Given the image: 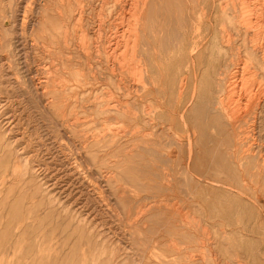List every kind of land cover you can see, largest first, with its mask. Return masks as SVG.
Instances as JSON below:
<instances>
[{
    "label": "rangeland",
    "instance_id": "374dc122",
    "mask_svg": "<svg viewBox=\"0 0 264 264\" xmlns=\"http://www.w3.org/2000/svg\"><path fill=\"white\" fill-rule=\"evenodd\" d=\"M178 1L154 2V39L144 25L132 56L115 3L96 1L83 28L73 0H0V264H264V169L215 128L220 74L238 61L219 5L244 0Z\"/></svg>",
    "mask_w": 264,
    "mask_h": 264
},
{
    "label": "bare ground",
    "instance_id": "6f19581e",
    "mask_svg": "<svg viewBox=\"0 0 264 264\" xmlns=\"http://www.w3.org/2000/svg\"><path fill=\"white\" fill-rule=\"evenodd\" d=\"M75 6L71 5V15L68 17V19L73 24H81L84 28L83 22H84V15L87 12V10H91L93 12L94 6L96 5V1L101 3V5L104 7L108 3H115L119 5V7L122 10H127V29L123 31V37L128 35V44L127 48H129V52L131 55L135 56V53L137 51L138 42L141 39V34H143V31H146L143 29V26L145 25L146 29L149 27L150 31L153 33L156 31V24L153 21L152 17V7L155 1L160 0H73ZM163 1V0H162ZM178 1V0H177ZM188 0H186L187 2ZM191 1V0H190ZM195 4V7H197V4H199V1L205 2L206 0H192ZM212 1V0H211ZM216 0H213L215 2ZM219 1V0H218ZM174 2V1H173ZM173 2H169L170 5L173 4ZM179 2V1H178ZM175 2V3H178ZM202 3V2H201ZM200 3V4H201ZM217 3V2H216ZM215 3V4H216ZM242 4L239 6H236L234 2L232 3V6H229L228 4H221L219 5L220 13L223 14V16L228 20H232L233 26H229V28L224 27V38L226 45L228 44L229 47L236 49V57L238 58V61L235 60V58H232L229 60V62L226 64L225 69L220 74V81H219V99L216 102V110L221 112V114L225 115V117L228 119L227 124L223 125L225 126L224 129L218 128V124L216 130L219 132H224L226 135H228L230 138L234 139L232 146L235 148V151L232 155H234V158L236 156L237 162L241 164L243 168H246L247 171H250V169H257L262 170L264 169V157L260 154L261 152L256 151L255 148V134L257 130L260 132L263 130L261 129L262 124L264 123V38H262L263 30L262 26L264 23V12L262 5H264V0H244L241 2ZM167 4V5H168ZM181 4H183L181 2ZM199 4V5H200ZM214 4V3H213ZM165 5V4H164ZM174 7L175 5H171ZM184 6V5H183ZM191 6V5H190ZM213 6V5H212ZM89 7V8H88ZM171 7V9H172ZM192 7V6H191ZM190 7V8H191ZM194 7V6H193ZM169 8V7H168ZM184 8V7H182ZM215 8V7H214ZM169 10V12L171 11ZM175 9V8H174ZM200 9V8H199ZM166 10V9H165ZM179 10V9H178ZM204 10V9H203ZM182 11V9H181ZM180 11V12H181ZM184 11V10H183ZM172 12V11H171ZM179 12V11H178ZM200 12V11H199ZM202 12V11H201ZM169 14V13H168ZM178 14V13H177ZM210 14V13H208ZM219 14V13H218ZM175 15V11H174ZM196 16V12L194 13ZM200 15V14H199ZM198 15V17H199ZM178 16V15H177ZM176 16V17H177ZM192 16V15H191ZM209 16V15H208ZM220 15V19L222 20L223 17ZM173 17V16H169ZM168 17V18H169ZM175 17V18H176ZM149 18L148 24H146L147 19ZM174 19V17H173ZM203 19V16L199 17V21ZM86 20V19H85ZM177 20V19H175ZM224 20V19H223ZM169 25L172 20L169 18L167 20L164 19ZM179 22V21H177ZM176 22V24H177ZM71 23V25H72ZM221 23V22H220ZM229 23V22H228ZM175 24V23H174ZM202 25V24H201ZM165 26V22H164ZM175 28V25H172ZM171 26V27H172ZM199 26V25H198ZM219 26V25H218ZM221 26V25H220ZM197 27V26H196ZM200 27V26H199ZM69 24L65 25V43L69 44L68 41V31H69ZM162 28V27H161ZM159 28L162 32V29ZM164 28V27H163ZM170 28V27H169ZM166 29V28H165ZM176 29V28H175ZM201 29V28H200ZM168 30V29H167ZM177 30V29H176ZM175 30V31H176ZM149 31V30H148ZM159 31V30H158ZM164 31V30H163ZM169 31V30H168ZM171 31V30H170ZM173 31V30H172ZM171 31V32H172ZM222 31V30H221ZM82 34L80 35V41L81 44H83V41L85 39V31H81ZM160 32V31H159ZM158 32V34H159ZM220 32V30H219ZM146 33V32H144ZM163 33V32H162ZM177 33V31H176ZM223 33V31H222ZM127 34V35H126ZM150 34V33H149ZM157 34V35H158ZM174 34V33H173ZM254 35L257 39L247 41V37L249 35ZM144 35V34H143ZM151 35V34H150ZM156 35V36H157ZM161 35V34H159ZM165 34H163L164 36ZM171 35V33H170ZM146 36V35H144ZM169 36V35H168ZM147 37V36H146ZM174 37V36H173ZM223 37V35H222ZM150 38V39H151ZM163 38V37H160ZM159 38V39H160ZM165 38V36H164ZM168 38V37H167ZM170 38V37H169ZM19 39V38H18ZM78 39V38H77ZM154 39V38H152ZM156 39V37H155ZM172 39V38H171ZM171 39H169L171 41ZM163 40V39H162ZM166 40V39H164ZM168 40V41H169ZM159 42V40L157 39ZM220 41V40H219ZM240 41V43H239ZM189 42V41H188ZM224 41L221 42V44ZM148 43V42H147ZM163 43V41L161 42ZM168 43V42H167ZM237 43V46L233 47V44ZM189 52H190V58L195 57L196 50L200 51V47H198L197 42L195 40H190L189 42ZM225 45V46H226ZM227 45V46H228ZM150 45L148 44V47ZM18 47V46H17ZM224 47V43H223ZM152 48V47H150ZM227 48V47H224ZM220 49V48H219ZM22 50V49H21ZM151 50V49H150ZM155 51V50H154ZM198 51V52H199ZM234 51V49H233ZM208 52V51H207ZM225 53V52H224ZM233 53V52H232ZM137 54V53H136ZM226 54V53H225ZM225 56V55H224ZM141 59V58H140ZM142 61V60H140ZM133 62V61H132ZM135 62V60H134ZM42 64V63H41ZM136 64V63H135ZM224 67V66H223ZM38 68V67H37ZM242 68L246 71L245 77L240 78V71ZM144 71V70H143ZM13 73V72H12ZM14 74V73H13ZM51 74V73H50ZM241 79V80H240ZM186 79H182V85H184V81ZM155 82V81H154ZM181 82V81H180ZM179 82V83H180ZM152 88V95L155 92V89L157 90V85L153 84ZM186 91V90H185ZM180 92V90H179ZM186 95V94H185ZM184 95V96H185ZM157 96V95H156ZM187 96V95H186ZM184 97V99L186 98ZM213 100V99H212ZM153 102V101H152ZM154 103V102H153ZM155 104V103H154ZM153 104V105H154ZM215 103H213L214 105ZM152 105V104H151ZM192 105H194L192 103ZM208 105V104H207ZM208 107V106H206ZM153 108V106H152ZM151 108V109H152ZM193 108V107H190ZM150 109V110H151ZM159 109V108H157ZM205 109V108H203ZM208 109V108H207ZM210 109V108H209ZM155 110V109H154ZM154 110L150 111L148 122L150 124L151 128V134H155L157 132L156 128V117L154 115ZM203 111V110H202ZM207 111V110H206ZM213 112V111H212ZM209 111V113H212ZM214 112H216L214 110ZM213 112V113H214ZM192 113V112H191ZM194 113V112H193ZM207 114V113H206ZM203 115V114H202ZM201 115V116H202ZM205 115V112H204ZM216 115V114H215ZM210 116V115H208ZM147 117V116H146ZM220 117V116H219ZM224 117V118H225ZM196 118V117H195ZM200 118V117H199ZM209 118V117H208ZM221 118V117H220ZM223 118V116H222ZM223 118V119H224ZM198 119V118H197ZM199 120V119H198ZM204 120H207V117ZM209 120V119H208ZM219 120V119H218ZM197 121V120H196ZM200 121V120H199ZM215 122V121H214ZM226 122V121H225ZM210 123V122H209ZM212 123V122H211ZM210 123V125H211ZM216 123V122H215ZM221 123V122H220ZM159 124V123H157ZM203 124V123H202ZM205 124H203L204 126ZM214 125V124H213ZM164 126V125H163ZM202 126V125H201ZM208 126V125H207ZM220 126V125H219ZM264 126V125H263ZM185 127V126H184ZM194 127V126H193ZM206 127V126H204ZM211 127V126H210ZM213 127V126H212ZM211 127V129H212ZM171 128V127H170ZM200 128V127H199ZM218 128V129H217ZM149 129V127H148ZM163 129V128H162ZM161 129V130H162ZM209 129V128H208ZM210 129V130H211ZM214 129V128H213ZM200 130V129H199ZM163 131V130H162ZM202 131V130H201ZM194 132V131H193ZM191 132V133H193ZM209 132V130H208ZM162 133V132H161ZM160 133V134H161ZM189 133V132H188ZM201 133V132H200ZM211 133V132H210ZM164 134V133H163ZM205 134V133H203ZM203 134H201L198 139L190 141L189 145L191 147L192 154L194 153V149L198 147L199 145H203L205 143V139ZM215 134V133H214ZM263 134V133H262ZM193 136V135H192ZM220 136V135H219ZM223 136V135H222ZM224 137V136H223ZM193 138V137H191ZM196 138V137H195ZM206 138V137H205ZM214 138V137H213ZM257 138V137H256ZM261 138V137H260ZM139 139V138H138ZM221 139V138H220ZM231 139V140H232ZM227 140V139H226ZM225 140V141H226ZM230 140V141H231ZM161 143L163 142L160 140ZM212 141V140H211ZM222 141V140H221ZM220 141V142H221ZM229 141V140H228ZM159 142V141H158ZM157 142V144H158ZM218 142V143H220ZM227 142V141H226ZM147 143V142H146ZM216 143V142H215ZM231 143V142H230ZM263 143V142H262ZM221 144V143H220ZM225 144V143H224ZM223 144V146H224ZM148 145V144H147ZM150 145V144H149ZM206 145V144H205ZM215 145V144H214ZM229 145V144H228ZM226 145V146H228ZM159 146V145H158ZM162 146V144H160ZM209 146V145H207ZM211 146V145H210ZM151 147V145H150ZM149 147V148H150ZM201 147V146H200ZM229 147V146H228ZM147 148V147H146ZM152 148V147H151ZM156 148V146H155ZM162 148V147H160ZM202 148V147H201ZM206 148V147H205ZM213 148V147H212ZM153 149V148H152ZM209 149V148H208ZM133 150V149H132ZM148 150V149H146ZM151 150V149H150ZM160 150V149H159ZM175 151V149H173ZM172 150V151H173ZM205 150V149H204ZM218 150V148H217ZM215 149V151H217ZM230 150V149H229ZM263 150V149H262ZM156 150H154L155 152ZM206 151V150H205ZM231 151V150H230ZM264 151V150H263ZM160 153V151H158ZM162 152V151H161ZM202 152V151H200ZM208 152V151H206ZM214 152V151H212ZM221 152V151H220ZM225 152V151H224ZM169 153V152H168ZM168 153L167 156H168ZM211 153V152H210ZM209 153V154H210ZM229 153V152H228ZM232 153V152H230ZM229 153V154H230ZM164 153V155L166 156ZM175 154V153H173ZM178 154V152H177ZM214 154V153H213ZM227 154V153H226ZM158 156V153L156 154ZM215 155V154H214ZM218 155V154H217ZM170 156V155H169ZM172 156V155H171ZM228 156V155H227ZM153 157V156H151ZM194 157V156H193ZM202 157V156H201ZM210 157V156H209ZM219 159L220 153H219ZM217 157V158H218ZM162 158L159 156V159ZM211 158V157H210ZM216 158V157H215ZM175 159V157H174ZM214 159V158H213ZM226 159V158H225ZM230 159V158H229ZM157 160V158H156ZM161 160V159H160ZM166 158L164 159V161ZM231 160V159H230ZM234 160V159H232ZM231 160V161H232ZM148 161V160H147ZM158 161V160H157ZM156 161V162H157ZM201 161V160H200ZM224 159L222 160V162ZM235 161V160H234ZM155 162V163H156ZM214 162V160H213ZM219 162V160L217 161ZM226 162V161H225ZM229 162V161H228ZM152 163V162H150ZM164 163V162H163ZM231 163V162H230ZM223 164V163H222ZM235 164V163H234ZM251 164H253L251 166ZM221 165V164H219ZM226 165V164H225ZM229 165V164H228ZM233 165V164H231ZM150 166V165H149ZM224 166V165H223ZM240 166V165H239ZM236 167V166H235ZM172 168V167H171ZM233 168V167H232ZM225 171L227 170L224 166ZM167 171V170H166ZM252 171V170H251ZM245 172V171H244ZM235 174V173H234ZM246 174V173H245ZM240 175V174H239ZM232 176V175H231ZM243 176V174L241 175ZM204 177V176H203ZM231 178V177H230ZM247 178V177H246ZM234 179V177H233ZM238 179V178H237ZM235 182V181H234ZM241 183V182H240ZM238 184V183H237ZM236 186V185H235ZM244 187V186H243ZM190 193V192H189ZM154 206V205H153ZM160 206V205H159ZM158 207V206H157ZM165 207V206H164ZM173 208V207H172ZM159 209V208H158ZM170 209V207H169ZM154 210V209H151ZM173 210V209H172ZM149 211V210H148Z\"/></svg>",
    "mask_w": 264,
    "mask_h": 264
}]
</instances>
